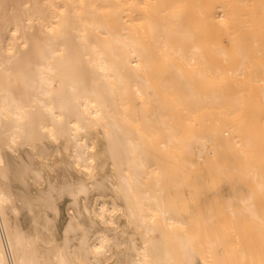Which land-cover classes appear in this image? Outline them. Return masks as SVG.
<instances>
[{"label":"bare ground","instance_id":"6f19581e","mask_svg":"<svg viewBox=\"0 0 264 264\" xmlns=\"http://www.w3.org/2000/svg\"><path fill=\"white\" fill-rule=\"evenodd\" d=\"M0 264H264V0H0Z\"/></svg>","mask_w":264,"mask_h":264}]
</instances>
